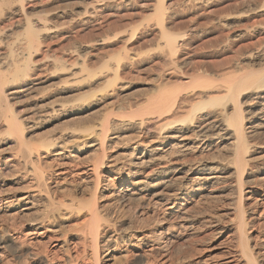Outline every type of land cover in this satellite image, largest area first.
<instances>
[{"label": "bare ground", "instance_id": "6f19581e", "mask_svg": "<svg viewBox=\"0 0 264 264\" xmlns=\"http://www.w3.org/2000/svg\"><path fill=\"white\" fill-rule=\"evenodd\" d=\"M37 2L0 0V119L3 120L0 130L4 128L9 142L21 153L20 158H12L14 161H0V174L11 169L15 171L18 166L30 171L21 178L25 184L23 189L13 195L0 194V206L6 211L18 212L39 208L34 217L13 229L27 239L24 242L31 247L35 264H101L100 252L109 251L112 244H121L123 257L137 256L143 259V264H188L194 255L199 256L194 257L193 264H264V146L254 143L255 136L264 130V47L256 55L250 51L244 56L255 64L257 61L258 68L252 67L238 75H232L230 71L231 75L216 74L215 77L200 72L190 76L183 74L180 84L184 88L181 85L163 88V83L155 85L156 92L142 101L141 108L127 113L126 119L114 116L118 119L110 121L112 113L109 112L104 114L101 124L72 130L71 137L77 142L98 151L94 163L76 167L72 160V163L67 160L68 146L63 141L46 137L36 144L26 141V135L35 130V124L13 115L10 98L24 91L28 94L31 90L39 91L35 87L43 81H38L37 71L45 69L47 73L52 67L53 71L45 75V89L40 87V91L48 92L53 88L60 96H72L79 91L82 95L68 96L76 97L73 101L64 97L72 101L70 105L62 103L63 97L61 103L48 101L44 125H50L60 112L74 116L79 111L88 112L97 107V102L90 100L93 98L92 84L95 82L103 89L111 86L117 82L123 64L120 65V58H115L116 63L111 64L114 67L99 75L96 73L98 76H93L96 79L92 83L93 74L78 75L85 72L86 61L75 57L74 51L52 58L44 56L41 45L55 37L59 29L43 16L30 15L29 11ZM78 2L81 6L78 5V11L74 10L72 14L84 26L99 19L109 4L104 0ZM189 2L199 6V10L201 6L206 8L207 4L213 3L210 0ZM150 5L162 39L160 54H157L161 61L157 80L160 82L168 76L169 80L165 77L167 82L175 83L177 73L189 62V56L182 52L186 51L187 44L183 43L187 40L186 32L174 34L167 30L172 21L166 16L171 8H166L165 0H151ZM164 16L169 20L166 18V21ZM147 17L151 18L150 15ZM12 18H16V26ZM216 18L211 19L217 21ZM225 20L219 18L218 23ZM7 21L15 27L7 26ZM258 33H264V25ZM11 37L12 41L8 40ZM95 46L93 42L82 47L91 54ZM164 50L168 54H164ZM41 54L44 57L36 60ZM123 58L128 65L135 61L130 56ZM53 78L57 81L50 83ZM110 129L115 133L116 130H135L134 139L142 141H137L139 144L131 149L128 158L105 163L106 138ZM223 140L231 141L224 145L220 143ZM213 148L219 155L208 157ZM48 153H52V160L57 165L54 169L48 166L44 170L43 159ZM210 200H216L219 205L226 201L228 206L223 207V204L217 210H211V206L201 208ZM113 203L116 208L112 206V209ZM125 208L132 209V220L129 227L121 228ZM72 242L78 243L79 251H71ZM200 242L210 243L205 253L198 248L201 252L195 249L194 255H189L188 251L187 257H174L178 261L173 262L174 253L180 255L184 245ZM230 243L235 244L234 248L229 246ZM36 247L40 252L33 251ZM59 251L60 257L57 256ZM111 260V264L117 261ZM139 262L142 264L141 260Z\"/></svg>", "mask_w": 264, "mask_h": 264}, {"label": "rangeland", "instance_id": "374dc122", "mask_svg": "<svg viewBox=\"0 0 264 264\" xmlns=\"http://www.w3.org/2000/svg\"><path fill=\"white\" fill-rule=\"evenodd\" d=\"M78 1L79 0H66V1L65 0H38L37 2L38 4L35 5V8L29 11L32 17H42L43 16L45 17V19L48 20V23L50 25L57 26V29H59V33L55 35L56 38L53 37L51 38V40L50 39L47 40V42H45L46 44L44 43L41 45L42 49L45 51L44 56L48 55L47 57L52 58L60 54H67V53H70V51L71 52L74 51L73 53L75 57H79L86 61L85 69H84L85 72H83V74H78V75L84 76V74L87 75L89 73L90 75L93 74L92 77L94 75L98 76L100 73L105 72L108 69H111L112 67H114L113 65L116 63L115 58H120L121 59L120 65L121 64L123 65H122L121 72H119V76H118L119 78L117 82L115 81L114 84L103 89V86H100L94 82L96 77L95 78L93 77V80H91L92 79L91 77L90 81L94 83L92 84V89H91L93 98L92 99L90 98V100L93 102H97L98 106L88 110V112L79 111L78 112L79 114L74 115V116H69L66 113L60 112L58 115L55 114L56 115L54 116L55 119H52L53 122L50 125H44V121L46 118L45 106L46 108H48L47 105L49 102L53 100L54 101L57 100L58 101L57 103H61L63 99L62 103H64L65 105H70L72 101L76 98V97H73L72 99L70 97L74 95L76 96L78 95L79 97H81L80 95H82L80 94V92L82 91H79V92H76L78 94H73L72 96L71 94H68V95L64 94L60 96L58 95V93L57 94L54 93L55 89L53 88L48 90V92L42 91V90L40 91V89H45L44 87L45 75L48 76V74L53 71L52 67H49L48 69L49 71H47V73L44 72L45 69H40L41 72L39 70L37 71V74L39 76V78H37L38 81L39 80L43 81L41 85L35 87V90L37 88L39 91L33 90L34 93H32L33 91L31 90L29 91V94L27 93V91L26 93L25 91L20 92L19 94L15 95L16 97L10 96L11 98L9 101L10 108L14 116L19 117L20 119L21 117L27 118L30 124L33 122H34L33 124H35V127H36L35 130L31 134L26 135V138H25L26 141L31 142V144L33 143L36 144V141L38 142V140H40L41 138H45V137L48 139H55L56 141L58 140V142L63 141L69 147V149L68 147L66 148L67 150L65 154H66L67 160L70 163L73 162L72 163L73 166L76 165V167H84V166L91 165L92 163L95 162L98 151L95 148L85 147L83 143L81 144V142L79 141L77 142L75 138L71 137L72 130L76 128L77 129L85 128L86 126H87L86 128H88L90 126L101 124L104 114L109 113V112L112 113L109 117L110 121L116 120L117 117H114V116H118V118L125 117L126 119L127 113H129L130 111H135L138 108H141L142 107L141 104L144 102V100H146L147 97H149L150 95H153L154 94L153 92H156L154 91L155 87H157L155 85L157 84L160 85L161 83H163L162 84L163 88L164 87L168 88L170 86L171 87L179 86V85L183 87L182 84H180V81L183 80L180 77L183 74H185L186 76L188 75L190 76V75H195L196 72H200V73L209 74V76H211L212 74L213 77H215L216 74L218 76L222 74L231 75V73L232 75H238V74H241L243 72H246L252 69V67L258 68L259 66V64H257V61H256V64L258 66L255 63L249 60H246L244 56H246V53L250 51L252 53L254 52L253 54L256 55V52L262 47H264V38H263L264 33L263 34L258 33L259 28L263 27L264 25V6H263L264 0H218V1L216 0V3H215V0L214 1L210 0V2H213V3L207 4L206 8L205 6L204 7L201 6L200 10L198 8L199 6H196V5L192 6L189 0L188 2L186 0H165V6H167L166 8H168V10L169 8H171L169 10L170 12L167 11L166 16L170 17V20L172 21V24L169 21V24L167 25L169 29L167 28V30H169V32H172L174 34L186 32L185 37L187 39L183 41L184 45L187 44L185 45V48H184L186 49V51L183 50L182 52L183 54H187V56H189L188 57L189 62L186 66L187 68L185 67L184 69L181 70L182 73L181 71L177 73L178 76H176L175 83L174 82L168 83L167 82V80H169L168 76H164L163 79L165 81H163V79L162 81L160 80V82L157 80L158 78L156 75L157 73L159 74L161 70V66H160L161 61L159 58H157L158 57L157 54H160L159 53L160 51L158 52V50L161 47L160 42H162L161 41L162 39H160L161 35L158 33L160 32L159 31L160 29H157L159 27H157L156 24H154L155 23L154 21L156 20L154 16H152L153 11L150 5L151 0H138V1L132 0L134 2H130L127 0H104L105 4L109 3L107 5L108 8L105 9V11L101 14V17H98L99 19H95L93 23L90 22L86 24L85 26L84 24L81 23V21L75 20L76 18L74 17V14H72L74 13L73 12L74 10L78 11V7L81 6V2H78ZM119 1L121 3H119ZM124 1H126L130 5L125 2L127 4L126 5ZM183 4H185V6ZM187 4L189 5L190 8L187 7L188 6ZM146 8L148 9L146 10ZM149 8L151 9L152 12L150 11ZM210 10L212 11V13ZM202 11L204 13H202ZM42 12L43 14L41 15L40 13ZM207 12L211 14L209 15L207 14ZM215 13L216 15L217 14L219 15L216 16ZM126 14H129V15H126ZM148 15H150L151 18L147 17ZM166 16H164L165 20L167 18ZM214 17L215 18L217 17L216 18L217 21H214L213 19H211ZM219 18L222 21L226 19L225 20L226 22L218 23ZM15 19L13 18L11 19V21L13 22V25L15 24ZM167 20H169V18H167ZM211 21L216 22L217 24L213 22L211 24ZM11 23L9 21L5 22L7 26L12 25ZM220 24H222V26H225V28L220 27L221 26ZM226 24H228L227 27H226ZM15 26H13V28ZM153 27L155 29H153ZM189 30H190V33H189ZM187 34L189 36H187ZM229 36L231 38H229ZM11 39L12 37L8 40L12 41ZM93 42L96 43L95 49L91 51L92 52L91 54H88V52H86L82 46H85ZM75 50L76 52H79V54L76 53ZM163 53L168 54V51L164 50ZM151 54L152 55L155 54V55H153L152 57ZM41 55L42 56H38L35 59L37 60V59L44 57L43 54ZM122 56H127V57L130 56V58L133 57L136 63L135 61L131 62L134 65H130L131 63H129L130 65L129 66L128 63L124 61V58L122 60ZM137 57L139 58L137 59ZM112 63L113 65H111ZM129 67H132V68H129ZM230 71L231 73H229ZM165 77L167 78V80ZM55 81H57L56 78H53L50 83H54ZM122 87L123 88L125 87L126 89L125 88L123 89ZM119 89L120 90L122 89L123 91H120ZM35 92H38V93L36 94ZM66 96L67 97L70 96L68 98H70V100L72 101L70 102L69 99L64 98ZM65 99H67L66 100L67 103L64 102ZM54 101L52 103H55ZM86 102H89V100H87ZM66 109L69 110V108H66ZM1 121L3 120L0 119V124H2ZM116 132L117 133H115L114 129H110L108 131V135H107L108 137L106 138L107 149L105 151V155H106L105 159L107 160H105V163L110 162V161H115V160L120 161V159L123 160L125 158H128L131 152V149L137 145L138 143L137 141H139V143L140 141H142V139L140 138L139 140L137 138L134 139L136 137L135 135H137L135 130H130L128 132H120L116 130ZM255 137H256L254 138L255 140L253 139L255 142L254 141L253 142L257 143V145L259 146H264V130L260 134L256 135ZM67 139L68 141H66ZM229 141L231 140H223L220 143H223L225 145L227 143H230ZM223 144L221 146H223ZM140 147L141 146L139 145L138 148ZM18 152L19 151L9 142V139L7 138L5 134L4 128H1L0 130V161L11 160L13 157L18 159L20 158L18 155L20 154L21 156V153H18ZM123 154L125 155V157H123L124 156ZM211 155L213 156L216 155L214 157H217V155L219 154H217L215 149L213 148L210 152V155L207 154L208 157H211ZM44 156L45 158L43 159V161H45V165L43 164L44 166H42V169L45 170V167L48 168V166L54 169L57 165V162H55V160H52L53 159L52 153H48L47 155H44ZM12 161H14V159H12ZM18 167H15V168H18V169H15V171L14 169H11V171H8V173L6 171L0 174V194L13 195L15 194V192L20 191L21 189L24 188L25 184L21 180V178L29 174L30 171H28V169L25 170L23 166H18ZM205 203H207V205ZM205 203L201 205L202 206L201 208H209L211 206L210 207L211 210H215V209L217 210V208L218 207L220 208V206H222L223 204H224L223 207L228 206V204H226L227 203L226 201L223 202L222 205H219V202H217L216 200L215 201L210 200ZM112 206L113 208H116L115 203H113L110 207L112 208ZM1 207L2 206H0V255H1L0 264H35V260L30 254V252H32V249L31 247H29V245L26 242H24V241H27V239H23V237L20 236V233L13 232V229L17 227L18 225L24 223L25 221H29V219L34 217V215L38 212L39 208L37 209L36 207V209L34 208L29 211L18 212V210L6 211L5 209H3V207L2 208ZM124 210H127V209L125 208ZM124 210L123 212L125 214L124 215L125 217H123L122 221L120 222L121 228H126L127 226L129 227L131 225L129 222H131L132 220V217H131L132 209L131 211L129 209L126 212ZM117 224L119 225V223ZM203 243L204 242L202 243L200 242V243H196L193 245L191 244L189 246L184 245V248L182 249L183 251H181L180 253L181 256L179 255V253L178 254L174 253L173 262L178 261L176 259H180V257H184V255L187 257L188 251H190L189 255L190 254L194 255L195 249H197L198 252L201 250L203 253H205L206 251L205 248H207L208 245H210V243L205 242L206 243V244L204 243L205 246L203 245ZM198 244L201 246H197ZM192 246H195V247H192ZM229 246L234 248L235 244L230 243ZM70 247H71V251L80 250L78 243L75 244V242H72V244H70ZM191 247L194 249H192ZM201 248L202 249L204 248L203 249L204 251ZM34 249L39 250L40 248H37V247L33 248V251H35ZM107 251L108 250H102L100 252L101 257H102L100 260L101 264H111L112 258L115 259L114 261L117 260L116 263L114 264H140L139 262L140 260L142 261L141 263L143 264V259H140L137 256H132V257L129 256L128 258L123 257L124 253L122 252L123 249H122L121 244L120 245L112 244L109 251L108 252ZM37 252H40V250ZM88 252L89 251L87 248V253ZM41 253H42V250H41ZM59 253L60 251L58 252V255H57L58 257L62 255L61 253L60 254ZM194 257L191 259L192 262H189L188 264H191V263L193 264V262L195 261ZM120 259H123V260H120ZM88 260L91 261L89 257H88Z\"/></svg>", "mask_w": 264, "mask_h": 264}]
</instances>
